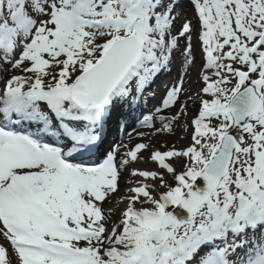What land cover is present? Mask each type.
<instances>
[{
	"label": "snow or ice",
	"instance_id": "6c2138e0",
	"mask_svg": "<svg viewBox=\"0 0 264 264\" xmlns=\"http://www.w3.org/2000/svg\"><path fill=\"white\" fill-rule=\"evenodd\" d=\"M0 264H264V0H0Z\"/></svg>",
	"mask_w": 264,
	"mask_h": 264
},
{
	"label": "bare ground",
	"instance_id": "6f19581e",
	"mask_svg": "<svg viewBox=\"0 0 264 264\" xmlns=\"http://www.w3.org/2000/svg\"><path fill=\"white\" fill-rule=\"evenodd\" d=\"M195 73V70H193V75ZM177 76V72L175 69H173L171 75L169 76H165V77H161L156 84L153 85L152 87V91L155 92L156 94V99L150 101L151 103H149L148 107L149 109H151L155 104H157L159 102V100L161 99L163 93H164V85L166 83H170L172 80H174ZM159 87V88H157ZM130 131L132 132V129L129 128ZM127 136H124V139L127 140ZM168 139L170 142L175 143L177 141V138H175V136H171V137H161L160 139ZM138 140H134L133 143H136ZM180 143V142H179ZM184 142H181L180 145L177 144V147H181L183 146ZM136 168H150V167H154L153 165L149 164H144V163H139V164H135L133 165ZM123 194V186L121 189V193L118 195H122ZM117 197H114V199H117ZM121 207H123V205H120ZM106 207H108V205H106Z\"/></svg>",
	"mask_w": 264,
	"mask_h": 264
},
{
	"label": "rangeland",
	"instance_id": "374dc122",
	"mask_svg": "<svg viewBox=\"0 0 264 264\" xmlns=\"http://www.w3.org/2000/svg\"><path fill=\"white\" fill-rule=\"evenodd\" d=\"M180 23H182V21H180V22L177 23V28H179ZM179 135H182V133H177V136H175V138H177V141L175 142L176 146H177V144L180 145L181 142H184V144L186 143V141H184V140H179V139H178V136H179ZM137 142H139V141H137ZM137 142H136V143H137ZM179 142H180V143H179Z\"/></svg>",
	"mask_w": 264,
	"mask_h": 264
}]
</instances>
